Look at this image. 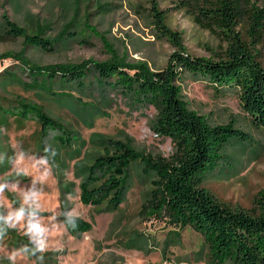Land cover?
I'll use <instances>...</instances> for the list:
<instances>
[{
  "label": "rangeland",
  "instance_id": "1",
  "mask_svg": "<svg viewBox=\"0 0 264 264\" xmlns=\"http://www.w3.org/2000/svg\"><path fill=\"white\" fill-rule=\"evenodd\" d=\"M239 1L245 15L236 31L255 47L264 62V29L260 40H256L255 30L259 20L256 15L264 8V0ZM154 5L165 14L167 26L182 35L192 55L214 61L226 59L228 41L225 36L198 20L185 0H0V100L15 102L27 98L41 103L54 119L85 140L80 149L74 146L66 154L51 141L53 133L44 136L37 122L0 118V129L5 130L0 133V153L11 155L14 146L17 151L22 147L43 154V148L51 145L57 151L51 161L53 175L42 186L45 218L59 217L62 211L74 209L81 219L93 225L90 232L78 236H72L62 226L54 228L53 241L63 251L50 250L45 264H213L200 232L191 226L178 225L165 211H159L152 196L156 185L151 177L143 174L139 164L131 169L130 188L116 211L106 210V203L84 205L80 200V185L85 179L83 168L92 165L95 155L106 153L103 140H120L153 156L169 158L176 153L174 143L153 130L156 113L153 107L137 112L112 93L106 105H101L104 112L95 113L85 122L66 105L40 97L17 82L10 86L1 83L4 71L15 72L23 81H29L15 53L44 66L75 65L89 60L103 62L112 58L103 40L127 61L147 63L153 71L163 70L175 49L159 37L152 24ZM75 10L79 11L80 27L84 28L83 23L87 21L99 35L88 31L90 44L72 42L54 52H45L25 46L23 38H7L2 30L6 17L24 27L39 21L45 25L44 36L54 38L71 20ZM178 84L190 109L206 115L213 124L235 123L252 137L253 142L249 144L228 146L225 154L233 168L223 164V171L214 173L203 186L230 207L253 208L254 196L264 189V132L253 124L236 89L219 91L207 81L196 80L188 74ZM75 96L93 103V98L86 95L76 93ZM98 102L97 99L94 103ZM76 150L79 152L73 153ZM9 167L7 162L0 164V176L5 175ZM19 184L24 188L30 184V178H20ZM5 196L9 200L15 198L11 192H6ZM26 242L21 233L11 231L5 247L0 249V264H7L3 259L7 251ZM17 264L34 262L24 259Z\"/></svg>",
  "mask_w": 264,
  "mask_h": 264
},
{
  "label": "trees",
  "instance_id": "2",
  "mask_svg": "<svg viewBox=\"0 0 264 264\" xmlns=\"http://www.w3.org/2000/svg\"><path fill=\"white\" fill-rule=\"evenodd\" d=\"M185 3L204 25L225 36L226 59L214 61L192 55L182 35L167 26L165 14L154 5L152 24L159 37L175 49L163 70L153 71L144 62L131 63L103 40L112 54L110 60L103 62L44 66L15 53L29 81H23L15 72L4 71L1 83L10 86L17 82L40 97L66 105L85 122L95 113L104 112L101 105L112 93L137 112L153 107L156 113L152 128L158 136L174 143L176 153L169 158L153 156L120 140H103L106 153L95 155L92 165L83 168L81 202L94 206L106 203V210L116 211L130 188L131 169L139 164L143 174L156 185L152 196L159 211H165L178 225L191 226L200 232L213 264H264V189L254 196L253 208L245 209L222 203L203 186L206 179L225 168L223 164L233 168L226 148L249 144L252 137L235 123L213 124L206 115L190 109L178 84L188 74L207 81L219 91L236 89L253 124L264 132V62L255 47L236 31L245 15L239 0H185ZM78 15L75 10L54 38L44 36L45 25L39 21L24 27L6 17L2 30L9 39L23 38L25 46L54 52L72 42L90 44L88 31L99 37L87 21L84 28L80 27ZM256 17L259 19L256 40H260L264 8L258 10ZM76 93L93 98V103L76 97ZM97 99L99 102L94 103ZM9 117L37 122L44 136L53 133L51 141L66 154L72 147L80 149L85 143L80 134L54 119L43 104L27 98L15 102L0 100L1 120ZM76 152L79 151L73 153ZM92 228L91 222L79 217L78 228L68 232L78 236Z\"/></svg>",
  "mask_w": 264,
  "mask_h": 264
},
{
  "label": "clouds",
  "instance_id": "3",
  "mask_svg": "<svg viewBox=\"0 0 264 264\" xmlns=\"http://www.w3.org/2000/svg\"><path fill=\"white\" fill-rule=\"evenodd\" d=\"M0 129V133L4 132ZM57 151L46 145L43 154L32 153L22 147L12 154L0 153V164L8 163V172L0 176V249L11 231L26 237V243L7 251L3 257L7 264H17L18 260L32 259L34 264H45L50 250L62 252L63 249L53 241V229L62 226L65 231L78 228L79 216L74 209L62 211L60 216H44L46 211L42 197L43 185L53 175L51 163ZM29 177L30 184L20 187L19 180ZM6 192L15 194L9 200ZM18 205V206H17Z\"/></svg>",
  "mask_w": 264,
  "mask_h": 264
}]
</instances>
